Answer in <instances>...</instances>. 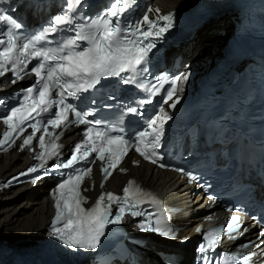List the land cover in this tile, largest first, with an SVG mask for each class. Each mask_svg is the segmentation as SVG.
<instances>
[{"label": "snow or ice", "instance_id": "obj_1", "mask_svg": "<svg viewBox=\"0 0 264 264\" xmlns=\"http://www.w3.org/2000/svg\"><path fill=\"white\" fill-rule=\"evenodd\" d=\"M8 0H0V4L7 3ZM134 0H111L107 8L95 17H85L79 12L83 0H65L63 10L52 16L47 24L35 32L26 33L23 31L24 25L17 18L10 14L8 9L0 8V21L5 22V28L0 31V77H4L8 72L12 73L11 83L15 84L28 75V65L36 60L38 63L32 67L30 74L36 79L33 85L24 90L25 100L31 101L25 111V105L20 104L8 110V114L0 117L7 128L3 131V139H0V148L6 143H13L17 131L23 133L26 122L27 127L33 132L23 139V145L28 146L35 137L39 141V147L45 149V136L54 137L51 141L53 147L51 151L39 152L35 158L41 163L37 166L29 167L25 173H37L40 169L46 170V162L52 157H59L58 149L62 145H56L55 141L63 135V130L72 124L92 125L85 133V140L74 145L71 156L65 162H58L54 168L72 169L73 174L67 176L57 188L59 197L56 198L54 207L56 214L53 218L51 235L60 240L69 248L95 250L100 244V238L105 235V228L109 224H119L123 222L127 211L131 216L144 215L142 211H135L137 203H143L140 197L151 196L134 180H129L123 188V196H117L112 192H101L91 207L85 209L82 203H87V198L80 194V186L86 177H90L92 169L75 167L81 161L85 165L94 163L95 160L89 158L96 153L95 159L105 160L107 153V166L101 167L104 180L111 174V169L116 168L122 159L128 154V148L133 147L144 160L153 164L157 159L156 149L161 144V137L164 134V125L172 119L165 110L164 105L175 109L180 97L173 96L178 91H183L182 83L187 81L188 74L180 73L171 78V86L163 97L158 112L147 119L145 128L136 133L133 140L125 139L123 133L113 134L106 124L98 119H88L94 116V110L81 109L73 103L67 102L69 99H79L82 93L93 90L105 77H121L124 84H137V78L143 76L147 71V61L149 53L155 47V38H159L164 32L172 27L173 15H161L156 20L149 18L147 12L141 19L135 21L124 20L125 13L131 8ZM148 11H152L149 9ZM159 12L160 9H155ZM166 21L160 25L158 21ZM74 32L73 37L68 38L57 48H48L46 45L52 41L48 39L50 35L60 32ZM78 41H83L87 46L81 47ZM63 55H53V53H64ZM127 74L122 76V74ZM157 80H167V77H157ZM177 82H181L178 84ZM137 86H142L137 84ZM163 85L161 84V87ZM151 94H158L160 89L151 85L146 89ZM169 101H172L169 103ZM149 101H142L146 103ZM5 99H0V106L6 105ZM95 103V101H93ZM53 109H55L53 111ZM126 111L135 115H140L138 107L127 106ZM33 113L35 115H33ZM47 118L44 119V115ZM70 114L75 119H70ZM40 117V119H37ZM43 125L38 128L37 125ZM51 129H60L59 132H52ZM103 129V130H102ZM42 134L36 137V133ZM94 135H89L93 134ZM101 141L99 147L96 141ZM84 147L82 154L81 147ZM91 145V147H89ZM139 164V161H133ZM165 165L161 164L160 167ZM183 171V169H178ZM120 171L127 169L120 168ZM190 180L197 179L192 173H187ZM41 175L33 176L31 182L36 183L41 179ZM18 179V178H14ZM133 185L135 188L133 189ZM99 187L104 188L101 182ZM132 189V191H130ZM84 188V191H87ZM211 198V197H210ZM118 205V210L112 212V204ZM62 205V206H61ZM232 211V209H229ZM241 211V209H236ZM152 214L149 213L150 217ZM112 219H109V217ZM207 219H211L208 217ZM255 219V217H253ZM63 222L62 227L56 225ZM156 226L147 228L144 224H139L142 230L157 232L163 236L175 238V231L167 225L166 218L158 217ZM242 226L239 216H232L226 225L210 229L204 232L205 243H201L198 252L201 254L198 259L205 264H233L240 260L244 264H250L252 256L237 253H225L221 261H212L204 253L214 251L224 232L232 233L238 231ZM247 228L243 231L247 232ZM197 233L203 232L202 227L196 228ZM186 240L187 237H184ZM260 244L264 245V231L258 234ZM255 244V242H250ZM248 248L249 244L242 246ZM254 255V254H253Z\"/></svg>", "mask_w": 264, "mask_h": 264}, {"label": "bare ground", "instance_id": "obj_2", "mask_svg": "<svg viewBox=\"0 0 264 264\" xmlns=\"http://www.w3.org/2000/svg\"><path fill=\"white\" fill-rule=\"evenodd\" d=\"M158 7L162 11H170L179 7L188 6L192 3V0H156ZM227 15H223L215 24L208 27L198 35L197 43L194 45H188L180 50V54L186 63L191 65V74H188V79L194 80L195 77L200 75L207 63H210L212 59L218 58L221 55L222 45L224 40L229 36L232 30V24L226 27V31L220 32L225 29L223 27L225 23V17L234 21L235 11L233 9L228 10ZM220 24V28H217L214 34L209 37L213 32H210L213 27ZM218 32H220L218 34ZM220 36L211 41L214 36ZM225 37V39H222ZM213 42L214 46H211ZM210 47L212 53V59L208 60L209 55H205L202 48ZM201 55V57H200ZM205 64L201 70V65ZM187 81H184V85ZM26 156L9 154L0 157V179H3L10 174L18 171L25 165ZM129 161H127L128 163ZM130 168V167H129ZM129 177H135L148 188L158 189L163 192L168 188L174 186L176 188L175 193L169 195L179 196L180 206L187 205L189 203V191L188 187L184 186L182 180L175 177L169 172L154 171L152 167L140 164L137 168H130V173L125 177L119 175H113L109 182V188H118ZM46 184H38L36 186H23L15 189H9L0 193V246L11 245L19 246L22 244L31 243L42 239L45 236H38L40 232L48 223L51 216L50 201L45 195ZM45 189V190H44ZM202 201L194 200L189 204L192 208V215L185 221L188 226V221L198 220L200 210L203 208ZM185 210L181 213L184 215ZM188 229L185 230V233ZM193 239L190 240V242ZM194 241V240H193ZM183 251L188 252L189 247L182 248Z\"/></svg>", "mask_w": 264, "mask_h": 264}, {"label": "rangeland", "instance_id": "obj_3", "mask_svg": "<svg viewBox=\"0 0 264 264\" xmlns=\"http://www.w3.org/2000/svg\"><path fill=\"white\" fill-rule=\"evenodd\" d=\"M230 24H232V20L229 19L228 17H225V23H224L223 27L226 28L227 26H230ZM217 28H220V24L219 25H216V27H213L210 32H213V31L215 32L216 30H218ZM214 32L209 37H211L214 34ZM202 49H203V51H202V54L201 55H203V52H205V55H206L208 53V47L206 46L205 48H202ZM201 55H200V57H201ZM207 59L208 60H211L212 59V56L211 57H207ZM45 192H46V190H45Z\"/></svg>", "mask_w": 264, "mask_h": 264}, {"label": "trees", "instance_id": "obj_4", "mask_svg": "<svg viewBox=\"0 0 264 264\" xmlns=\"http://www.w3.org/2000/svg\"><path fill=\"white\" fill-rule=\"evenodd\" d=\"M226 30H227V29L225 28V29H223V30H220V32H222V31L225 32ZM220 32H218V34H219ZM217 38H221V37L215 35L213 38H211V41H212V40H215V39H217ZM222 39H225V37H223ZM211 46H214V45H213V42L211 43ZM210 51H211V49H210V47H209V49H208V53H207V54H208L209 56H212V53H211ZM207 54H206V55H207Z\"/></svg>", "mask_w": 264, "mask_h": 264}]
</instances>
